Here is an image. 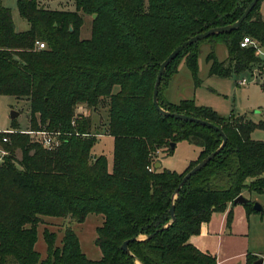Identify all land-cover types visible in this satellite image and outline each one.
Returning a JSON list of instances; mask_svg holds the SVG:
<instances>
[{
  "label": "trees",
  "instance_id": "obj_1",
  "mask_svg": "<svg viewBox=\"0 0 264 264\" xmlns=\"http://www.w3.org/2000/svg\"><path fill=\"white\" fill-rule=\"evenodd\" d=\"M71 1L73 10L17 0L19 14L29 24L18 32L0 0V95L29 102L28 131L61 133L59 145L46 148L31 133L0 132L6 151L0 162V264H216L214 256L198 250L188 238L212 212L224 210L243 191L264 193V141L250 137L256 126L264 129V121L256 125L245 115L220 116L193 99L172 104L160 97V90L177 65L169 75L167 70L180 56L197 86L199 49L190 54L187 49L206 39L213 41L205 56L210 76L256 69L264 89V60L257 54L264 46L261 0L237 29L188 45L164 71L160 106L208 120L227 138L179 190L172 222L174 189L187 171L220 145L222 136L210 127L157 111L152 93L159 65L191 36L234 22L250 0ZM93 13L90 37L80 38L83 16ZM244 36L257 46L241 47ZM37 41L45 48L37 49ZM217 43L227 49L222 61L214 53ZM104 102L107 119L99 133L113 137L110 170L104 155L91 154L97 137L90 114L76 111L80 106L96 109ZM3 136L8 137L6 142ZM179 141L198 146L197 159L181 173L154 168L161 157L173 154ZM14 147L21 150L20 159L14 156ZM252 204L244 205L254 210ZM89 213L103 217L94 240L99 259L86 257L70 226L59 245L56 233L43 229L46 256L41 257L35 242L42 217L81 223ZM149 234L153 235L146 237ZM141 236L145 238L128 242V253L122 250L125 240ZM255 259L248 256L246 264Z\"/></svg>",
  "mask_w": 264,
  "mask_h": 264
},
{
  "label": "rangeland",
  "instance_id": "obj_2",
  "mask_svg": "<svg viewBox=\"0 0 264 264\" xmlns=\"http://www.w3.org/2000/svg\"><path fill=\"white\" fill-rule=\"evenodd\" d=\"M41 5L50 9L73 10L72 1L69 0H38ZM12 15V20L17 31H25L29 24L24 20L18 11L17 0H2ZM84 22L80 30V38H89L91 34L92 15H84ZM213 41L210 39L202 40L187 49V54L192 53L196 48L199 49L197 55L196 77L199 80L197 86H194V79L190 69L187 67L185 57H178L167 70L166 75L174 70V65H178V74L174 77L171 85V96L174 100L181 101L185 99H193L198 106H207L216 111L220 116L227 117L229 115H245L250 121L258 125L260 121H264V89L261 87V77L258 71L241 72L239 75L232 74L228 77H221L208 74V65L205 56L209 52L210 45ZM214 53L219 60L227 57L226 46L217 43L214 46ZM264 51V50H263ZM264 60V56L258 55ZM258 76V77H257ZM241 78H246V84H239ZM118 90V86H114L113 92ZM105 102L96 109H89L80 106L76 109L79 113L91 116V131H102L107 119ZM16 111L18 115L14 118L10 117V112ZM29 102L20 100L12 96L0 95V132L12 130V133H23L28 131ZM35 134H32V137ZM250 137L253 140L264 141V129L255 127ZM39 140V137L35 135ZM2 148V145H0ZM4 149V148H3ZM200 148L187 141H179L174 148L173 154L164 159V166L178 173L183 172L186 162L190 159H197ZM6 154V153H5ZM13 154L17 159L21 157V150L14 147ZM93 154L104 155L108 161V169H111L113 159V139L107 135L97 136L91 149ZM197 156V157H196ZM196 158V159H195ZM188 166V165H187ZM189 169V168H188ZM195 184L194 181L190 186ZM244 196L247 191H243ZM258 202V201H255ZM44 222L39 224L37 228V240L35 249L40 252L41 257L46 256V243L43 238V229L47 228L56 233V245L60 244L63 231L66 226H70L78 236L82 252L87 258L96 260L101 257V252L94 240L97 236L96 228L102 224V215L89 213L85 220L81 223L69 220V218L44 216ZM57 218V219H55ZM61 218V219H60ZM101 220V221H100ZM100 221V223H99Z\"/></svg>",
  "mask_w": 264,
  "mask_h": 264
},
{
  "label": "crops",
  "instance_id": "obj_3",
  "mask_svg": "<svg viewBox=\"0 0 264 264\" xmlns=\"http://www.w3.org/2000/svg\"><path fill=\"white\" fill-rule=\"evenodd\" d=\"M259 7L261 17L264 19V0L260 1ZM208 45H210V48L212 47L211 43H208ZM263 50L264 46L259 47L257 49V54L264 56ZM252 71L258 70L254 69ZM177 74L178 65L176 66L175 72L171 74L160 90V97L164 101L172 104L179 102L174 100L170 91L172 81ZM100 135H107L113 139L112 136L104 134L103 132L99 133V130H97L96 137ZM93 155L98 156L97 154ZM167 157L169 156L160 158L158 162L159 169H168L163 164L164 159ZM192 160L194 159H190L186 162L184 169ZM246 197L250 201H258L263 210H248L244 204L228 203L224 210L212 212L209 219L201 223L199 231L190 235L188 243L201 252L214 256L216 264H246L247 257L250 255L256 258L264 257V193L247 192Z\"/></svg>",
  "mask_w": 264,
  "mask_h": 264
},
{
  "label": "water",
  "instance_id": "obj_4",
  "mask_svg": "<svg viewBox=\"0 0 264 264\" xmlns=\"http://www.w3.org/2000/svg\"><path fill=\"white\" fill-rule=\"evenodd\" d=\"M257 1L258 0H250V2L244 8L242 14L234 22H232L230 24L222 25V26H216V27L209 28L206 31L201 32V33H197V34L191 36L190 38H188L187 40L183 41L181 44L177 45L159 65V68H158V71L156 74V78H155V82L153 85V93H152V102H153L155 108L157 109V111L163 116H168V117H172L175 119L188 121V122L199 123L201 125L210 127L212 129L218 131L220 133V135L222 136V142L220 143V145L214 151L210 152L207 156H205L202 160H200L197 164H195L189 171H187L183 175L181 180L179 181L176 188L174 189L173 194H172V202H171V205L169 208L170 222L174 221V219H175V216H174V199L176 198V195L178 194L181 187L186 183V181L193 174H195L202 167H204L224 147V145L226 144L227 138H226V135L223 133V131L217 125H215L214 123H212L208 120H204V119H201L198 117L186 115L184 113L172 112V111H169L168 109L161 107L159 104V100H158V93H159V88H160L162 76L164 74V71H165L167 65L178 55L179 52H181L188 45L196 43L197 41L202 40V39H204L210 35L229 32V31L237 29L241 25V23L245 20V18L247 17V15L249 14V12L254 7V5L256 4ZM95 17H96V14L93 13L92 18H95ZM17 115H18V112H16V111L10 112L11 118L16 117ZM172 146H174V144H172ZM158 167H159V163L155 162L154 168H158ZM238 203L249 204L250 200L246 196H244L243 194H239L233 200V204H238ZM252 207L255 211H262L263 210L262 206L258 202H253ZM159 230H161V228L157 229L155 232H157ZM152 235L153 234H149L146 237H151ZM141 238H145V236L135 237V238H130L128 240H125L121 244L122 250L128 253L129 252L128 242L131 240H134V239H141ZM136 262L139 263L138 261H136ZM252 264H264V257H258L257 259H255L252 262Z\"/></svg>",
  "mask_w": 264,
  "mask_h": 264
},
{
  "label": "built area",
  "instance_id": "obj_5",
  "mask_svg": "<svg viewBox=\"0 0 264 264\" xmlns=\"http://www.w3.org/2000/svg\"><path fill=\"white\" fill-rule=\"evenodd\" d=\"M37 49H42L45 48L44 42H36ZM240 46L241 47H246V46H257V43L254 39H252L250 36H244L242 40L240 41ZM239 84H246L247 79L246 78H241L238 81ZM5 133H12L14 131L12 130H6L4 131ZM22 132H28L31 134H35L39 137V141L43 144L44 147L46 148H53L60 143V135L61 133L59 131H22ZM8 140L7 136L2 137V141L6 142ZM6 151L0 147V162L3 159V156L5 155ZM151 169V168H149Z\"/></svg>",
  "mask_w": 264,
  "mask_h": 264
}]
</instances>
